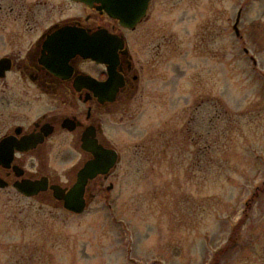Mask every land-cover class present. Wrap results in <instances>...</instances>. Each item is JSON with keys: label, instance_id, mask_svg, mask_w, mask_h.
Here are the masks:
<instances>
[{"label": "rangeland", "instance_id": "374dc122", "mask_svg": "<svg viewBox=\"0 0 264 264\" xmlns=\"http://www.w3.org/2000/svg\"><path fill=\"white\" fill-rule=\"evenodd\" d=\"M143 26L114 189L82 213L0 189V264H264V0H154Z\"/></svg>", "mask_w": 264, "mask_h": 264}, {"label": "flooded vegetation", "instance_id": "af4514ba", "mask_svg": "<svg viewBox=\"0 0 264 264\" xmlns=\"http://www.w3.org/2000/svg\"><path fill=\"white\" fill-rule=\"evenodd\" d=\"M153 1L124 24L95 0H0L1 190L27 196L20 190L27 189L28 197L63 206L58 190L74 188L86 167L98 170L85 184L88 205L114 189L120 119L157 73L161 54L143 26Z\"/></svg>", "mask_w": 264, "mask_h": 264}, {"label": "water", "instance_id": "95a60500", "mask_svg": "<svg viewBox=\"0 0 264 264\" xmlns=\"http://www.w3.org/2000/svg\"><path fill=\"white\" fill-rule=\"evenodd\" d=\"M86 3H93L94 0H81ZM102 4V7L105 8L112 16L120 18L124 24H132L139 20V18L146 12L148 7L149 0H95ZM235 28L239 34L238 23ZM78 52L83 53L84 55H90L91 48L88 47L85 43H78ZM114 161V160H113ZM113 161L110 163V166L113 164ZM98 172L95 168L86 167L81 174L79 183L72 188L70 191L58 190L57 196L60 199L64 200V208L74 213H82L87 208L86 198L84 196L85 184L87 179L93 177ZM27 196H33V192L28 191L27 189H20Z\"/></svg>", "mask_w": 264, "mask_h": 264}]
</instances>
